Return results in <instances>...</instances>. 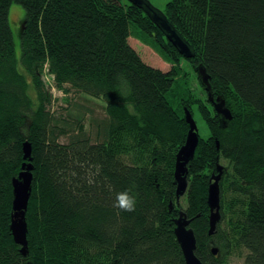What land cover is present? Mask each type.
Returning <instances> with one entry per match:
<instances>
[{"label":"trees","instance_id":"obj_1","mask_svg":"<svg viewBox=\"0 0 264 264\" xmlns=\"http://www.w3.org/2000/svg\"><path fill=\"white\" fill-rule=\"evenodd\" d=\"M13 3L25 18L18 45ZM163 12L192 45V58L128 0H0V264H185L173 231L181 211L204 264L231 256L264 264V0H169ZM134 33L171 68L146 63L129 43ZM182 59L205 91L196 71L204 67L231 119L221 121L206 91L179 93ZM52 88L103 102L96 136L82 112L69 128L60 124L48 105ZM193 103L209 135L199 137L177 198L176 154ZM28 164L22 253L10 229L11 180ZM218 165L220 218L209 234L207 188ZM124 192L135 198L131 210L118 205Z\"/></svg>","mask_w":264,"mask_h":264},{"label":"water","instance_id":"obj_2","mask_svg":"<svg viewBox=\"0 0 264 264\" xmlns=\"http://www.w3.org/2000/svg\"><path fill=\"white\" fill-rule=\"evenodd\" d=\"M132 4L142 9L146 15L155 23L164 33L166 38L172 43L177 51L184 58H192L195 55L192 45L186 40L178 29L168 20L162 10L154 7L148 0H128ZM23 18V17H22ZM20 20L19 26L21 31L24 28L25 18ZM20 31V33H21ZM19 33V36H20ZM198 78L207 92L208 101L212 104L215 112L220 115L221 121L231 119V113L227 108L224 99L220 95H214L209 82V77L204 67L199 64L196 67ZM185 120L188 123V131L184 144L179 148L176 154L174 182L176 184L177 198L184 194L188 185V162L192 159L196 146L199 141V134L196 122L191 112L185 108ZM30 144L23 143L24 158H30ZM221 167L217 166V173L213 174L207 188V203L209 206V228L211 234L215 229L216 222L220 218L219 212V185L218 181L221 175ZM12 182V214L10 229L13 239L21 245L22 253H25L26 247V223L24 220L25 211L31 194L32 186V165H23L17 176H14ZM191 218H187L184 212H180L174 219L175 227L173 229L177 242L180 245L185 264H204L195 254L196 238L193 229L189 226ZM211 252H217V247H212Z\"/></svg>","mask_w":264,"mask_h":264},{"label":"rangeland","instance_id":"obj_3","mask_svg":"<svg viewBox=\"0 0 264 264\" xmlns=\"http://www.w3.org/2000/svg\"><path fill=\"white\" fill-rule=\"evenodd\" d=\"M154 7L159 10L164 11L166 4L169 0H148ZM24 11L23 7L20 4L13 3L9 9V19L11 22V28L13 31L14 41L18 45L19 42V33L21 28L19 26L20 20H24ZM129 43L133 48L139 53L141 58L148 64L158 67L162 70H168L171 68L172 63L167 61L162 55L159 54L157 49L142 40L137 34H132L129 36ZM16 45V46H17ZM18 47V46H17ZM179 69V76L180 78L176 82L177 90L179 93L186 92L187 88H191L196 95L205 96L206 92L201 89L199 81L197 80V76L193 67L189 64L186 59L180 60L178 63ZM184 75H187L186 77ZM44 79L50 80L49 75H44ZM51 94L54 98L53 102L50 104V108L54 111V115L60 116L61 120H65V122H60L62 126L65 128H69L71 120V116H73L77 112L84 113V123L86 128H94L90 133H92L93 137L96 136V129L99 125H101L106 115L103 110V102L99 99L85 101L82 97L77 96L73 90H71L68 94L65 93L68 99L75 103V106H72L66 102L64 99V93L56 88L51 89ZM80 104H86L87 107H81ZM192 116L194 121L196 122L198 134L200 138H206L209 135V128L205 121V119L200 114L197 104H192ZM87 108V109H85ZM70 122V123H69ZM72 125V124H71ZM61 142H66L68 137L67 134L60 135L58 138ZM181 203L185 205V199L182 196L180 199ZM242 258L238 256H231L229 258L228 264H241Z\"/></svg>","mask_w":264,"mask_h":264},{"label":"clouds","instance_id":"obj_4","mask_svg":"<svg viewBox=\"0 0 264 264\" xmlns=\"http://www.w3.org/2000/svg\"><path fill=\"white\" fill-rule=\"evenodd\" d=\"M118 205L122 208L131 210L135 206V198L127 192L121 193L118 198Z\"/></svg>","mask_w":264,"mask_h":264}]
</instances>
